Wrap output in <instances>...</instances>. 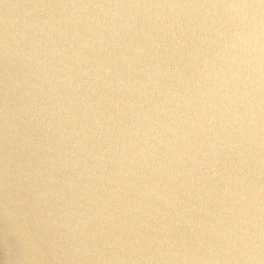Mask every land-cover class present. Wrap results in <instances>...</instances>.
<instances>
[{
	"label": "water",
	"instance_id": "95a60500",
	"mask_svg": "<svg viewBox=\"0 0 264 264\" xmlns=\"http://www.w3.org/2000/svg\"><path fill=\"white\" fill-rule=\"evenodd\" d=\"M0 264H264V0H0Z\"/></svg>",
	"mask_w": 264,
	"mask_h": 264
}]
</instances>
